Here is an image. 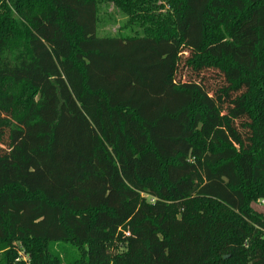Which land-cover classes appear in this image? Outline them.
Masks as SVG:
<instances>
[{"label": "trees", "instance_id": "1", "mask_svg": "<svg viewBox=\"0 0 264 264\" xmlns=\"http://www.w3.org/2000/svg\"><path fill=\"white\" fill-rule=\"evenodd\" d=\"M261 201L264 0H0V264H264Z\"/></svg>", "mask_w": 264, "mask_h": 264}, {"label": "rangeland", "instance_id": "2", "mask_svg": "<svg viewBox=\"0 0 264 264\" xmlns=\"http://www.w3.org/2000/svg\"><path fill=\"white\" fill-rule=\"evenodd\" d=\"M162 5V2L159 3ZM105 3L101 8V24L102 28L99 30L101 36L105 35H117L120 31V27L125 22L126 18L118 12L114 5ZM166 6L165 3H163ZM255 208L264 213V203L255 204Z\"/></svg>", "mask_w": 264, "mask_h": 264}, {"label": "built area", "instance_id": "3", "mask_svg": "<svg viewBox=\"0 0 264 264\" xmlns=\"http://www.w3.org/2000/svg\"><path fill=\"white\" fill-rule=\"evenodd\" d=\"M261 203L263 204V203H264V201H261Z\"/></svg>", "mask_w": 264, "mask_h": 264}]
</instances>
